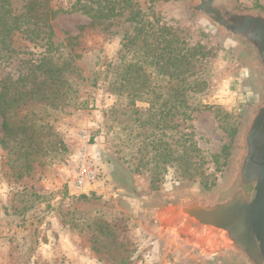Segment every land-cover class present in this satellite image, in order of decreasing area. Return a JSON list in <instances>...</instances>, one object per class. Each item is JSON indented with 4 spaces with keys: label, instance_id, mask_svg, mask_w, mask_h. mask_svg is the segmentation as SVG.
<instances>
[{
    "label": "rangeland",
    "instance_id": "374dc122",
    "mask_svg": "<svg viewBox=\"0 0 264 264\" xmlns=\"http://www.w3.org/2000/svg\"><path fill=\"white\" fill-rule=\"evenodd\" d=\"M49 1L62 10L52 43L41 25L24 27L0 51V95L24 99L10 115L17 136H4L0 116V264H216L207 234L119 194L223 187L246 102L237 58L191 19L188 0ZM6 4L18 19L28 0ZM178 36L200 46L190 72ZM82 131L108 186L79 196Z\"/></svg>",
    "mask_w": 264,
    "mask_h": 264
},
{
    "label": "flooded vegetation",
    "instance_id": "af4514ba",
    "mask_svg": "<svg viewBox=\"0 0 264 264\" xmlns=\"http://www.w3.org/2000/svg\"><path fill=\"white\" fill-rule=\"evenodd\" d=\"M191 19L230 53L240 64L244 113L236 132V143L227 161L223 187L165 185L151 195L137 190L119 194L129 203L160 214H175L198 230H208L212 259L216 264H260L250 247L240 245L218 229L204 227L201 218L229 203H247L259 173L264 142V7L247 6L237 0H188ZM231 183L228 189H225ZM115 192V191H114ZM116 196V193H115ZM186 212V213H183Z\"/></svg>",
    "mask_w": 264,
    "mask_h": 264
},
{
    "label": "water",
    "instance_id": "95a60500",
    "mask_svg": "<svg viewBox=\"0 0 264 264\" xmlns=\"http://www.w3.org/2000/svg\"><path fill=\"white\" fill-rule=\"evenodd\" d=\"M261 26L264 30V24L261 23ZM230 185L231 183H228L225 189H228ZM218 190L214 194H219ZM136 207L140 208L141 206L137 205ZM142 213L154 219L161 217L174 220L187 229H194L183 219L177 218L175 214H160L144 209H142ZM201 221L205 228L209 227L226 232L231 239L240 245L250 247L256 261L264 264V142L259 160V173L249 201L247 203L235 202L220 206L214 212L201 218ZM195 232L207 234L208 230L196 229Z\"/></svg>",
    "mask_w": 264,
    "mask_h": 264
},
{
    "label": "trees",
    "instance_id": "16d2710c",
    "mask_svg": "<svg viewBox=\"0 0 264 264\" xmlns=\"http://www.w3.org/2000/svg\"><path fill=\"white\" fill-rule=\"evenodd\" d=\"M6 1L7 0H0V51L6 47V44L16 32L31 30V26H35L36 28L41 25L44 30H47L45 32L46 36L48 37V41L52 43L53 31L49 25V21L59 15L62 10L52 9L49 0H28V4L25 6V14L21 18L13 19L11 15L12 11L7 8ZM95 25L96 20L91 17V23L86 26H81L80 30L83 32L86 29L94 28ZM24 27L26 30H22ZM175 44L178 45V47H175V50L178 51L180 57V66L182 67L181 73L190 72V66L193 67L192 62L194 58L201 54L200 46L188 48L189 44L187 41L179 36L175 38ZM181 96L183 102L185 99L184 91L181 92ZM181 96L179 94V97ZM23 100L22 97H19V99H12L7 103L0 95V116L4 119L3 131L6 138H13L19 133V131L12 126L10 115L16 114L17 107H15V104ZM2 144H4V141L0 140V145Z\"/></svg>",
    "mask_w": 264,
    "mask_h": 264
},
{
    "label": "built area",
    "instance_id": "2783aa9c",
    "mask_svg": "<svg viewBox=\"0 0 264 264\" xmlns=\"http://www.w3.org/2000/svg\"><path fill=\"white\" fill-rule=\"evenodd\" d=\"M82 137L74 156V168L70 178V190L79 196L94 191L95 186H108L106 170L93 151V139L88 138L87 131H82Z\"/></svg>",
    "mask_w": 264,
    "mask_h": 264
}]
</instances>
